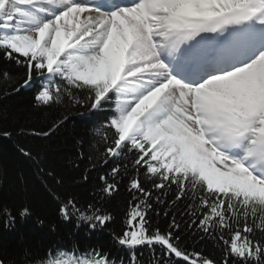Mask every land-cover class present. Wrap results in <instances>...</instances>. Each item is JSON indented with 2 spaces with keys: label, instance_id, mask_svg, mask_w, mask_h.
I'll return each instance as SVG.
<instances>
[{
  "label": "snow or ice",
  "instance_id": "snow-or-ice-1",
  "mask_svg": "<svg viewBox=\"0 0 264 264\" xmlns=\"http://www.w3.org/2000/svg\"><path fill=\"white\" fill-rule=\"evenodd\" d=\"M22 90L55 115L20 134L50 138L73 113L97 117L74 163L80 186L96 173L93 199L55 195L65 223L110 229L106 202L123 186L124 225L111 235L127 264H143V248L148 264H264V0H0V95ZM31 214L3 208L0 223ZM27 264L125 259L72 244Z\"/></svg>",
  "mask_w": 264,
  "mask_h": 264
},
{
  "label": "trees",
  "instance_id": "trees-1",
  "mask_svg": "<svg viewBox=\"0 0 264 264\" xmlns=\"http://www.w3.org/2000/svg\"><path fill=\"white\" fill-rule=\"evenodd\" d=\"M32 90H22L19 94L0 95V131L8 130L13 133L11 138L0 135V209L12 211L21 206L31 209V216L10 227L0 223V258L27 264V261L55 245L79 244L83 247H102L113 258H124L127 264L126 252L116 244L111 231L119 232L124 225V210L130 198L122 186L121 190L106 202V207L114 216L111 228L104 231L90 232L86 225L75 227V222L65 223L59 215V201L65 194L76 195L81 203L92 200V189L95 183L93 172L92 182L80 186L74 181L79 180L84 165L74 167L76 163V141L91 139L97 117L85 113H73L66 125L50 138H35L20 134V129L44 128L53 119L55 110L42 111L33 107ZM102 134V133H101ZM31 149L36 160L23 156L18 146ZM52 170L63 178L61 185H56L39 168ZM43 221V224L40 223ZM168 218L154 217V223L161 228L167 226ZM187 234V233H186ZM189 244L195 246L190 237ZM206 250L212 252L211 241L206 242ZM138 256L143 264H148L152 254L148 248L141 249ZM159 256V251H157Z\"/></svg>",
  "mask_w": 264,
  "mask_h": 264
}]
</instances>
